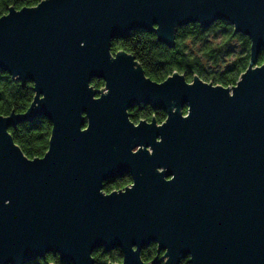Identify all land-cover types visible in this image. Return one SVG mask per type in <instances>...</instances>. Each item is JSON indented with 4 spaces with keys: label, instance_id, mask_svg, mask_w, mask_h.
I'll list each match as a JSON object with an SVG mask.
<instances>
[{
    "label": "water",
    "instance_id": "water-1",
    "mask_svg": "<svg viewBox=\"0 0 264 264\" xmlns=\"http://www.w3.org/2000/svg\"><path fill=\"white\" fill-rule=\"evenodd\" d=\"M229 22L251 41L232 87L173 73L158 83L114 39ZM264 0H44L0 18V71L35 93L28 110L0 115V264L49 254L95 264H264ZM95 79L105 88L96 91ZM166 112L161 125L128 110ZM187 108V114L184 109ZM44 118L49 149L31 159L11 128ZM160 140V141H159ZM134 149H138L134 152ZM130 173L134 185L104 192ZM163 253L151 263L142 251Z\"/></svg>",
    "mask_w": 264,
    "mask_h": 264
},
{
    "label": "trees",
    "instance_id": "trees-1",
    "mask_svg": "<svg viewBox=\"0 0 264 264\" xmlns=\"http://www.w3.org/2000/svg\"><path fill=\"white\" fill-rule=\"evenodd\" d=\"M44 0H0V18L10 8L21 10L35 7ZM251 41L248 37L235 33L234 27L226 21H217L204 29L199 24H189L178 29L175 47L158 42L154 33L137 30L126 39H114L111 51L116 54L125 51L133 55L143 67L151 80L161 83L173 73L179 72L189 82L199 76L205 82L224 87L234 86L250 64ZM264 61V54L259 57V65ZM92 86L97 89L104 87L101 80H93ZM32 83L22 84L10 75L0 71V115L8 116L13 111L24 113L34 100ZM15 142L28 158L43 157L49 149L52 123L44 118L26 122L11 128ZM106 192H110L107 187ZM162 258L156 245L142 251V260L151 263L155 257ZM95 264H111L122 262L120 250L105 253L103 249L94 251ZM30 264H66L59 257L49 254ZM157 264H164L159 261ZM181 264H189L188 259Z\"/></svg>",
    "mask_w": 264,
    "mask_h": 264
},
{
    "label": "flooded vegetation",
    "instance_id": "flooded-vegetation-1",
    "mask_svg": "<svg viewBox=\"0 0 264 264\" xmlns=\"http://www.w3.org/2000/svg\"><path fill=\"white\" fill-rule=\"evenodd\" d=\"M97 80H100V79H97ZM104 88H105V83H104V87L100 89L95 88V90L101 91ZM183 111H184V114L186 115L187 108H185ZM128 114L130 115V121L134 123L136 126H138L140 122H144V121L151 124L153 120L157 122V125L161 126L167 119V114L165 111L161 109L155 110L149 105L144 106L142 108H140L139 106L133 107L128 110ZM137 151L138 149H134V152H137ZM133 185H134V180H133L132 175L130 173H126L121 177H116L106 182L105 187H104V192H106L105 189L107 187L110 189V192H106V193H111L115 191L125 190L126 188L131 187Z\"/></svg>",
    "mask_w": 264,
    "mask_h": 264
},
{
    "label": "rangeland",
    "instance_id": "rangeland-1",
    "mask_svg": "<svg viewBox=\"0 0 264 264\" xmlns=\"http://www.w3.org/2000/svg\"><path fill=\"white\" fill-rule=\"evenodd\" d=\"M103 90V89H102Z\"/></svg>",
    "mask_w": 264,
    "mask_h": 264
}]
</instances>
